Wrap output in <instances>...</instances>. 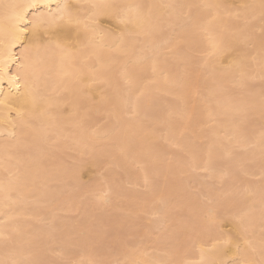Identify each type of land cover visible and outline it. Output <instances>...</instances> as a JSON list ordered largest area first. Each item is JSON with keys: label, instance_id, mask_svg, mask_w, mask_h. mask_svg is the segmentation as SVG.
<instances>
[{"label": "bare ground", "instance_id": "1", "mask_svg": "<svg viewBox=\"0 0 264 264\" xmlns=\"http://www.w3.org/2000/svg\"><path fill=\"white\" fill-rule=\"evenodd\" d=\"M96 2L143 6V19L127 28L115 20L104 23L115 37L121 31H150L157 42L187 41L181 44L182 51L190 44L191 60L186 65L190 76L183 89L187 100L184 111L193 114L190 131L206 137L238 131L249 147L237 150L236 158L244 163L249 176L261 175L264 80L256 82L261 78L258 61L264 42L261 0ZM47 4L48 0H0V100L7 101L0 104V264H57L49 253L62 255L65 261L60 264H188L201 261L202 256L206 261L217 259L211 245L228 236L229 258L237 264L242 259L260 264L264 260L260 203L264 179H244L234 196L248 213L244 224L226 221L230 231L223 229L227 235L221 236V230L210 226L200 211L199 194L193 191L199 188L200 178L186 164L181 165L179 154L162 139L146 135L150 127L147 122L141 127L121 113L119 120L105 117L107 123L93 133L101 119L87 112V101L80 99L82 85L75 78L81 70L79 60L73 64L62 59L59 51L29 47L28 40L21 42L16 35L27 28L30 36V21L47 13ZM207 4H221L233 13L240 12L239 19H224L222 23L248 37L245 44H234L233 53L249 68L244 88L233 86L231 75L220 68L213 75L214 62L204 63V45L192 30L209 16L206 9L197 7ZM17 13L20 19L8 18ZM17 23L19 28L15 27ZM126 39L131 42V37ZM108 43H113V37ZM104 55H109L107 50ZM170 71L176 75L178 69L172 67ZM12 77L17 78L15 83ZM99 91V87L93 89L94 94ZM154 95L159 106L154 118L163 120L169 107L177 109L171 96ZM77 102L79 108L74 107ZM207 107L215 114V121L208 119ZM149 143L155 145L151 156L144 154ZM121 148L126 149V155L120 154ZM89 164L96 168L104 165L105 172L100 178L82 182V170ZM138 165H146L144 170L154 179L150 190H145L144 170ZM245 186L251 194L243 190ZM109 187L112 194L107 203L99 201L96 193ZM157 198L180 205L182 210L165 222L154 219ZM189 208L194 209L191 214ZM53 209L60 213L61 230L50 234L41 218H49ZM76 210L79 213L75 217L66 214ZM109 242V249L103 251Z\"/></svg>", "mask_w": 264, "mask_h": 264}, {"label": "snow or ice", "instance_id": "2", "mask_svg": "<svg viewBox=\"0 0 264 264\" xmlns=\"http://www.w3.org/2000/svg\"><path fill=\"white\" fill-rule=\"evenodd\" d=\"M46 6L47 13H40L30 21L32 24L30 36L27 28L16 35L22 38L21 42L28 40L29 47L59 51L63 54L62 59L73 64L79 60L81 70L75 74V78L82 85L80 99L87 101V112L95 113L101 119V123L92 129L93 133L107 123L105 117L119 120L121 113L128 120L138 122L141 127H145L147 122L150 127L146 135L162 139L179 154L181 165L186 164L190 172L200 178V187L196 191L201 201L200 211L207 223L219 228L221 236L227 235L223 231V226L228 220L243 226L248 213L240 207V202L234 196L244 185V179L249 173L244 163L236 158L235 153L237 150H247L249 145L238 131L222 136L213 133L211 137L190 131L189 125L193 114L184 111L187 100L183 91L190 76L186 67L191 60L190 44L186 51H182L181 44L188 43L187 41L173 43L165 39L163 42H157L150 31L137 33L121 31L119 36L115 37L112 30L105 27V18L115 20L125 28L143 19V6L140 4L98 3L96 0H55L53 3V0H48ZM197 7H203L209 13L206 19L193 25L192 30L204 45L205 51L202 55L205 65L209 61L214 62L213 75L217 68H220L225 74L231 75L233 86L246 87L249 80L248 65L233 53L236 52L234 44L243 45L248 37L241 36L238 30L230 29L222 23L224 19H239L240 12L233 13L221 4ZM248 7L250 6H241L245 9ZM261 8V20L264 21V0H261ZM8 18L18 20L21 17L17 13ZM15 27L19 28V24L17 23ZM126 36L131 37V42ZM109 37H113V43H108ZM116 39L119 40L118 44H115ZM105 50L109 55H104ZM251 59L253 63L256 62L255 56ZM225 61L227 63H224ZM258 63L261 79L264 80V42L261 44ZM181 65L185 67L181 68ZM172 67L178 69L176 75L170 71ZM16 79L12 77L11 82L15 83ZM95 87L100 88L97 94L93 93ZM154 93L171 96L176 101L178 110L169 107L167 118L163 120L154 118L153 113L159 111ZM6 103V100H0V104ZM217 103L220 104V101ZM262 106H264V98H262ZM74 107L79 108V103L77 102ZM206 111L208 119L215 121V114L211 108L207 107ZM174 114L175 121L172 120ZM203 130L202 127L201 132ZM125 131L127 132L128 129ZM259 143L261 179H264V131L261 132ZM154 151V143H149L145 146L144 154L151 156ZM120 154L126 155V149L121 148ZM138 167L142 170L146 169V165H138ZM165 180H167L166 176ZM143 183L145 190H150L154 184V179L146 170H144ZM243 190L251 194L246 186ZM111 194L109 187L96 193V196L99 201L107 203ZM260 203L261 217L264 221V187L261 190ZM157 205L159 207H156ZM180 210L182 206L157 198L153 205L152 216L165 222L173 213ZM188 211L191 214L194 209L189 208ZM41 222L48 226L50 234L61 230L60 213L55 209L51 211L49 218L42 217ZM3 239L6 240L8 237L3 236ZM230 245V236L216 240L210 250L215 251L217 259L206 261L202 256L201 261L188 262V264H237L233 258L228 257ZM15 264H26V262L18 261ZM33 264H44V262L36 261ZM238 264H256V262L242 259ZM260 264H264V260Z\"/></svg>", "mask_w": 264, "mask_h": 264}, {"label": "rangeland", "instance_id": "3", "mask_svg": "<svg viewBox=\"0 0 264 264\" xmlns=\"http://www.w3.org/2000/svg\"><path fill=\"white\" fill-rule=\"evenodd\" d=\"M111 21L112 20H108L107 18H105V20H104V23H111ZM256 82H261V78H259ZM64 107L66 108L67 106H66V104L64 105ZM67 159H69V158H67ZM251 163V162H250ZM105 169H106V167L104 166V165H100L99 167H97L96 168V166H92V165H87L86 167H85V169L84 170H82V172H83V174L81 175V181L82 182H88L89 181V179L91 178V177H96V178H100L101 176H102V174L105 172ZM101 175V176H100ZM160 178V177H159ZM249 180H251V181H260L261 180V175H253V176H248L247 177ZM159 179L157 178V181H158ZM160 181H161V178H160ZM159 182V181H158ZM199 187H200V185H199ZM196 189H198V188H194L193 189V191L194 192H197L196 191ZM191 192V191H190ZM79 212H78V210H76V211H71V212H68V213H66L68 216H71V217H75V216H77V214H78ZM223 229H225V230H230V225L229 224H227V223H225V225L223 226ZM123 235H125V233L123 232L122 233ZM110 241V240H109ZM117 245H115L114 247H116ZM109 247H110V242L108 243V246L107 245H104L103 247H102V250L103 251H107L108 249H109ZM112 248V247H111ZM110 248V249H111ZM49 255H50V257L52 258L53 257V260H56V262H57V264H60V263H63L64 261H65V258L62 256V255H58V254H56V253H49ZM69 256H73V255H69ZM111 264H114V263H111Z\"/></svg>", "mask_w": 264, "mask_h": 264}]
</instances>
